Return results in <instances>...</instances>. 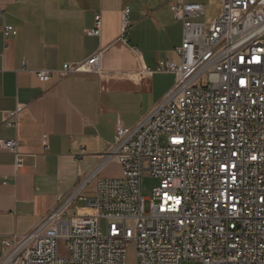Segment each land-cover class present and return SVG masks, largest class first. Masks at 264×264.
I'll list each match as a JSON object with an SVG mask.
<instances>
[{
    "label": "built area",
    "instance_id": "2783aa9c",
    "mask_svg": "<svg viewBox=\"0 0 264 264\" xmlns=\"http://www.w3.org/2000/svg\"><path fill=\"white\" fill-rule=\"evenodd\" d=\"M220 2L209 25L195 21L204 5L171 6L182 27L179 62L154 72L174 75L173 88L133 128L117 126L98 166L31 233L1 240L0 264H126L129 245L135 264H264V0ZM129 14L121 12L123 35ZM12 32L3 27L4 43ZM100 32L97 15L85 34ZM100 59L65 64L61 75L98 74ZM35 73L40 83L52 75ZM18 149L0 140L16 167ZM112 161L120 175L98 180L95 197L81 199L87 213L66 216ZM144 175L158 181L148 201Z\"/></svg>",
    "mask_w": 264,
    "mask_h": 264
},
{
    "label": "crops",
    "instance_id": "0c3cea01",
    "mask_svg": "<svg viewBox=\"0 0 264 264\" xmlns=\"http://www.w3.org/2000/svg\"><path fill=\"white\" fill-rule=\"evenodd\" d=\"M181 1L0 0V140H16L22 159L16 167L0 153V260L2 239L31 233L98 166L117 126L133 128L173 88L174 75L154 71L179 62L182 27L170 8ZM97 15L100 36L88 37ZM5 26L13 32L4 43ZM96 53L100 73L61 75L63 65ZM38 71L52 75L40 83ZM119 175L115 161L107 164L65 215L87 213L81 199L95 197L98 180Z\"/></svg>",
    "mask_w": 264,
    "mask_h": 264
},
{
    "label": "rangeland",
    "instance_id": "374dc122",
    "mask_svg": "<svg viewBox=\"0 0 264 264\" xmlns=\"http://www.w3.org/2000/svg\"><path fill=\"white\" fill-rule=\"evenodd\" d=\"M162 1H171V0H162ZM188 3L191 2H197L205 7V16L198 18L195 20L199 23H204L205 25H209L212 20L219 14V7L221 5L220 0H185ZM168 5V4H167ZM169 9V6L166 7ZM172 15V14H171ZM173 19V16H172ZM174 20V19H173ZM175 21V20H174ZM176 22V21H175ZM164 143V140H161V144ZM158 185V181L148 177L147 175H144L141 179V196L146 201L149 200L151 196V190ZM148 202L145 203L147 205ZM74 215V211H69L68 216L72 217ZM101 225L103 226L104 223L102 222ZM126 264H135L134 259V247L132 245H129L126 248ZM181 264H191L189 262H183Z\"/></svg>",
    "mask_w": 264,
    "mask_h": 264
}]
</instances>
